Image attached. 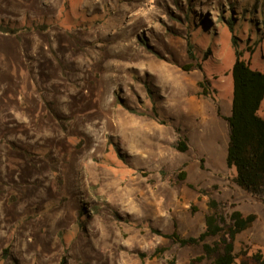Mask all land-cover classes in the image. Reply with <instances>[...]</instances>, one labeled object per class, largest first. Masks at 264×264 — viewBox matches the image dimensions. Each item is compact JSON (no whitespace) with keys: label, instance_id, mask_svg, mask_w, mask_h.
<instances>
[{"label":"rangeland","instance_id":"obj_1","mask_svg":"<svg viewBox=\"0 0 264 264\" xmlns=\"http://www.w3.org/2000/svg\"><path fill=\"white\" fill-rule=\"evenodd\" d=\"M232 36L264 70V0H0V264H190L153 229L197 236L209 199L264 251L226 165Z\"/></svg>","mask_w":264,"mask_h":264},{"label":"trees","instance_id":"obj_2","mask_svg":"<svg viewBox=\"0 0 264 264\" xmlns=\"http://www.w3.org/2000/svg\"><path fill=\"white\" fill-rule=\"evenodd\" d=\"M229 28L232 30V25ZM232 45L234 62L230 70L231 111L226 117L228 124L226 165L234 171L232 182L260 199L264 215V118L258 114L264 99V70L253 68L251 62L243 58L242 51L237 48L235 36H232ZM188 50L190 57H193L190 45ZM190 66L183 65V68L187 70ZM197 66L201 68L200 65ZM199 86L201 94H208L202 83H199ZM177 149L185 151L187 146L180 140ZM180 177L184 179V173H181ZM207 207L204 229L197 236L184 237L176 231L163 233L159 229H153V232L171 239L180 246L200 245L202 253L192 257L190 264H264V251L261 248L244 244L239 250H235L234 246L236 236L252 226L256 214L245 215L238 209L223 214L221 203L215 199H209ZM208 238L213 240L208 242ZM64 263L62 260L59 264ZM169 264L174 262L170 261Z\"/></svg>","mask_w":264,"mask_h":264},{"label":"crops","instance_id":"obj_3","mask_svg":"<svg viewBox=\"0 0 264 264\" xmlns=\"http://www.w3.org/2000/svg\"><path fill=\"white\" fill-rule=\"evenodd\" d=\"M234 246H235V245H234ZM239 248H240V245H239ZM239 248H238V250H239ZM235 250H237L236 247H235Z\"/></svg>","mask_w":264,"mask_h":264}]
</instances>
